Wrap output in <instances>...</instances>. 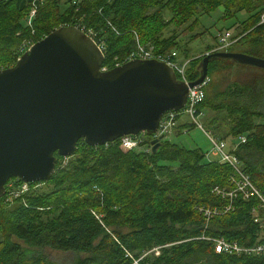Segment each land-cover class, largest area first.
<instances>
[{
  "label": "trees",
  "instance_id": "obj_1",
  "mask_svg": "<svg viewBox=\"0 0 264 264\" xmlns=\"http://www.w3.org/2000/svg\"><path fill=\"white\" fill-rule=\"evenodd\" d=\"M31 3L36 10L28 27ZM216 10L222 20L240 19L221 29L212 39L215 45L198 56H188L175 33L161 36L169 25L177 28ZM263 15L264 0H0V69L13 65L24 38L36 42L59 27L74 26L96 34L108 70L113 58L121 60L137 43L154 54L180 52L187 60L185 77L192 82L201 59L211 52L264 59ZM235 23L239 30L231 38L238 40L217 50L218 35ZM239 66L208 59V81L195 116L201 114L197 119L211 137L223 142L230 137L229 150L240 169L264 195V70L250 67V78L241 79L232 69ZM170 113L177 135L195 127L181 112ZM165 137L154 153L121 150L119 139L96 147L80 140L71 156L54 155V173L47 181L26 184L27 191L16 194L4 186L0 264H58L45 251L69 254L68 264H264V256L216 254L210 241L264 244V212L257 199L236 197L224 211L228 201L212 189L226 186L232 169L199 148ZM9 181L17 192L22 182ZM37 185L44 189L35 190ZM199 209L219 213L206 219ZM252 210L260 222L253 221Z\"/></svg>",
  "mask_w": 264,
  "mask_h": 264
},
{
  "label": "water",
  "instance_id": "obj_2",
  "mask_svg": "<svg viewBox=\"0 0 264 264\" xmlns=\"http://www.w3.org/2000/svg\"><path fill=\"white\" fill-rule=\"evenodd\" d=\"M211 57L264 70V59L216 51L201 59L198 78L187 85L156 60L133 59L99 72L103 57L84 32L74 26L49 32L0 69V198L11 178L50 179L54 155L71 156L80 140L96 147L154 133L165 113L185 106L187 89L203 81ZM162 139L149 142L150 153Z\"/></svg>",
  "mask_w": 264,
  "mask_h": 264
},
{
  "label": "built area",
  "instance_id": "obj_3",
  "mask_svg": "<svg viewBox=\"0 0 264 264\" xmlns=\"http://www.w3.org/2000/svg\"><path fill=\"white\" fill-rule=\"evenodd\" d=\"M35 6L31 3L30 8L27 16H26V25H30L33 16L35 14ZM264 20V15L261 17V21ZM80 31L84 32L96 45L98 51L102 55L104 59V45L96 40V35L91 32H85L83 28H78ZM96 41V42H95ZM218 46L216 47L217 50L225 49L229 47L234 40L231 38V35L226 31L218 35L217 38ZM31 40H24L16 49V58H18L25 50H27L32 45ZM139 59V60H156L158 62H163L167 65L174 73L175 78L177 81L181 82L184 85H187L189 81H187L185 77V72L187 70V60L179 61L177 59L176 53L171 51L169 54H154L151 47L144 48L139 44H135L134 50L130 51L126 54L121 60L113 58L111 64L113 67H117L120 64H123L126 61ZM108 69L103 66L99 68V72H105ZM208 79L205 77L203 81L197 85L196 87L187 89V96H186V104L185 106L179 110L185 116L190 119V122L194 124V126L200 130L206 137L209 145H210V155L216 157L219 163L227 164L229 167L234 169L231 174H229L227 178V183L229 184V189L225 191L224 189L218 188V186L212 189V192L215 195H218L222 199H226L228 201V205L224 206V211L230 209L231 200L240 197L243 200H247L251 197H254L258 201V208H261L264 212V195L260 193L249 181L247 175H245L240 167L238 166V161L231 153L230 150H226V144L223 141H218L215 138L211 137L208 131H204L198 121L197 118L201 116V114L195 116L196 113V106L203 100V86L207 83ZM173 113H165L157 126V129L154 133L150 134L149 138L147 139L143 133H140L136 136H124L119 138V148L121 150H137L141 149L146 153L149 152L150 145L149 143H144L145 140H155L159 136H167L173 127ZM238 141L240 143L244 142V139L239 137ZM143 143V144H142ZM236 160V161H235ZM237 162V163H236ZM236 172L237 177H234V173ZM27 191L26 183H22L17 186L16 193H22ZM199 212H203V215L206 219L210 218L213 215L219 213L217 210H202L199 209ZM251 215L253 217L254 222H260V218L258 217L257 211L252 210ZM209 241V240H208ZM213 244V250L216 254H226V255H233V256H264V244H254L252 246H238L234 242H226L222 238L219 239H212L210 240Z\"/></svg>",
  "mask_w": 264,
  "mask_h": 264
},
{
  "label": "rangeland",
  "instance_id": "obj_4",
  "mask_svg": "<svg viewBox=\"0 0 264 264\" xmlns=\"http://www.w3.org/2000/svg\"><path fill=\"white\" fill-rule=\"evenodd\" d=\"M28 12L30 11L28 10ZM163 17L164 19H168L169 13L167 11H164ZM239 19L240 17L236 15L232 19L222 20L220 19V10H216V11L210 12L209 14L194 16L192 20L188 21L184 25L179 26L177 28L173 25H169L161 33V36L165 38L171 35L172 33H175L177 36V41L180 43L181 46H183V48L185 49V53L190 57H195V56L200 55L204 51V48L206 46L215 45V42L212 41V39L217 34H219V31L221 29L228 27V25H230L233 21L235 22V21H238ZM193 20H195V24L191 28L190 27L187 28ZM235 24H236L235 27L227 30V32L231 35V37L237 34L239 30V28L237 27L238 24L237 23ZM30 25L29 26L26 25V26L30 27ZM195 34H198V36L195 39L189 40L190 37ZM26 39L31 40L30 38H24L20 42V44ZM233 40L236 43L238 38L233 39ZM175 53H176L177 59L179 61H182L183 59L180 56L181 53L177 51ZM232 69H234V72L239 73V75L241 76L240 77L241 79L250 78V67L239 66V68L234 67ZM220 87L222 88V85ZM182 120L190 124L189 120L186 117H182ZM201 127L204 131L206 130L204 129L202 125ZM189 128L190 129H188L186 132H183L180 135H177L178 131L175 129V127H172L171 131L167 135V138L166 137L165 138L169 139L175 144L182 145L185 148H199L202 152L208 153L207 154L208 158H216L210 155V145L205 135L200 130H198L196 127H189ZM220 130H223L225 132L226 128L224 127ZM241 138H244V137L242 136ZM224 143L226 144V150L231 149V147H233L230 141V137H227L226 139H224ZM13 185H14V182L9 181L4 186L10 189L8 192H15L16 189H15V186ZM228 185L229 184L227 183L226 186L218 187V188L224 189L225 191H227L229 189ZM34 189L38 191H42L44 188L43 186L37 185L36 187H34ZM45 254L48 256L50 261L58 263V264H68L70 261L69 254H59L56 252H47V251H45Z\"/></svg>",
  "mask_w": 264,
  "mask_h": 264
},
{
  "label": "bare ground",
  "instance_id": "obj_5",
  "mask_svg": "<svg viewBox=\"0 0 264 264\" xmlns=\"http://www.w3.org/2000/svg\"><path fill=\"white\" fill-rule=\"evenodd\" d=\"M236 160L238 161V159H237V158H236ZM236 160H235V161H236ZM236 163H237V162H236ZM238 163H239V164H238V166H239V167H241V165H240V162H239V161H238ZM230 168H231V167H230ZM231 169H232V168H231ZM233 170H234V169H232V171H233ZM234 177H235V178L237 177V175H236V172L234 173Z\"/></svg>",
  "mask_w": 264,
  "mask_h": 264
}]
</instances>
